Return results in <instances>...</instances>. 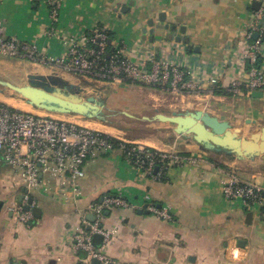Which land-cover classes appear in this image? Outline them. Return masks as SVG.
<instances>
[{"label": "crops", "instance_id": "0c3cea01", "mask_svg": "<svg viewBox=\"0 0 264 264\" xmlns=\"http://www.w3.org/2000/svg\"><path fill=\"white\" fill-rule=\"evenodd\" d=\"M48 2L0 0L4 36L34 45L44 55L56 58L67 44L50 37L51 29L71 34L104 29L112 46L116 42L125 45L131 60L153 56L154 63L173 62L186 73L187 80L202 87L173 93L164 86L122 81L98 83L94 88L111 96L134 93L141 108L149 100L154 114L207 112L228 122L232 129L239 128L241 138L254 128L264 127V88L237 96L230 92L234 81L248 76V65L241 61L246 52L243 33L256 11L253 4L260 8L264 0H58L56 25L50 20ZM161 14H165L163 21ZM2 61L30 65L35 70L30 75H54L79 85L84 97L94 91L82 86L90 81L60 69L37 66L23 58L0 56ZM258 64L264 71V42ZM147 66L150 68L151 63ZM212 74L219 78L217 88L208 83ZM58 118L91 128L85 121H77L78 116ZM140 144L158 152L195 156L200 161L170 168L165 180L158 182L141 177L119 152L96 153L84 165L80 196L56 191L46 194L39 188L29 193L28 200L40 210L39 218L30 212L29 225L17 221L13 212L25 200L26 190L5 165L0 166V264H92L84 251L74 249V237L80 231L89 232L95 222L90 206L118 195L132 207L104 213L101 227L109 237L101 247L108 264H264L261 209L247 211L239 202L226 200L221 190L226 175L234 172L264 191V155L240 159L222 151H206L191 137L176 135L173 126L155 141ZM146 195L172 220L164 221L146 211Z\"/></svg>", "mask_w": 264, "mask_h": 264}, {"label": "built area", "instance_id": "2783aa9c", "mask_svg": "<svg viewBox=\"0 0 264 264\" xmlns=\"http://www.w3.org/2000/svg\"><path fill=\"white\" fill-rule=\"evenodd\" d=\"M48 6L50 20L56 25L60 3L58 0H49ZM263 7L253 12L252 22L243 33L246 52L241 61L248 65V76L245 80L231 84L230 92L234 96L241 95L243 91L248 93L264 88V71L258 64L264 42ZM48 35L65 41L67 48L62 55L56 58L47 56L34 45L28 46L16 38H6L0 23V56L23 58L32 64L60 69L96 83L129 81L132 85L164 86L173 93L202 87L193 80H187L186 73L173 62L154 63L153 56L139 61L131 60L125 45L116 42L112 46L104 29L95 28L89 32L71 34L66 31L60 33L53 28ZM148 63H151L150 68ZM208 83L217 88L218 76L212 74ZM112 140L119 142L117 148ZM115 152H119L141 177L158 182L165 180L170 168L195 165L200 161L195 156L176 151L158 152L140 143L114 138L50 114H33L0 103V166L5 165L26 190L23 203L13 209L20 223L29 225L32 219L31 213L23 210L32 190L39 188L46 194L52 191L64 194L71 192L78 197L81 195L79 181L85 176L86 161L96 153ZM221 190L226 200L239 202L247 211L259 207L264 215V191L256 184L244 182L234 172H229ZM129 207H132L131 203L122 195L106 197L100 204L90 206L95 222L90 225L89 232L80 231L74 237V249L84 251L90 260L108 264L102 254V247L94 246L93 237L101 235L105 243L109 233L101 227L104 213ZM144 209L164 221L172 220L168 212L150 201L147 195Z\"/></svg>", "mask_w": 264, "mask_h": 264}, {"label": "water", "instance_id": "95a60500", "mask_svg": "<svg viewBox=\"0 0 264 264\" xmlns=\"http://www.w3.org/2000/svg\"><path fill=\"white\" fill-rule=\"evenodd\" d=\"M258 7V3L253 4L256 10L259 9ZM160 17L163 21L165 14H161ZM148 24L152 26V21ZM0 87L19 95L21 100L33 109L56 115H74L109 125L104 115L105 102L97 94L100 89H94L93 95L84 97L82 96L84 90L79 85H74L54 75H28L27 84L23 86L0 79ZM2 92L0 89V93ZM122 114L128 118H134L128 113L123 112ZM140 120L147 123L170 124L176 135L191 137L206 151H222L240 159H254L264 155V127L254 128L246 138H241L239 128L232 129L228 122L219 121L203 111L172 113L170 116L157 112L151 117L143 116ZM23 210L32 212L36 218L40 217V210L33 207L31 199L23 206ZM90 216L94 221V217ZM103 240L101 235H94V246L100 248ZM92 264L100 263L93 259Z\"/></svg>", "mask_w": 264, "mask_h": 264}, {"label": "rangeland", "instance_id": "374dc122", "mask_svg": "<svg viewBox=\"0 0 264 264\" xmlns=\"http://www.w3.org/2000/svg\"><path fill=\"white\" fill-rule=\"evenodd\" d=\"M32 64V63H31ZM38 66V65H37ZM35 71L30 65L18 64L15 65L13 63H8L6 61L0 62V79L8 81L17 86H23L27 84V79L25 75H30ZM30 73V74H29ZM88 83L90 80L84 79ZM99 84L93 81H90V84L82 85L84 88H94V86H98ZM2 93H0V103L7 105L11 108L31 112L39 115L50 114L54 117H60L61 115L51 114L44 111L34 110L33 108L27 106L26 102H21V97L14 92H11L7 89L1 88ZM102 92V95L101 93ZM89 94V93H88ZM94 93L90 92V95ZM101 99L104 100L106 110L104 111V115L109 122V125H104L103 123L96 120H87L83 118H77V121H85L87 126L91 127V129L98 131H103L105 134L120 139L133 140L137 143H151L162 137L166 132L170 130L172 126H161L157 122L147 123L141 121L140 118L143 116L151 117L154 113L150 110L149 100H146L148 103L144 108H141L139 103L140 99L135 98L134 93L126 92L123 96L120 94L114 93L107 94L103 91V89L98 90L97 93ZM136 94V93H135ZM133 97V99L129 98ZM12 103L20 104L19 107L12 106ZM128 113L132 115L134 118H128L124 116L122 113ZM76 120V119H75ZM89 122V124H88ZM111 129V130H110ZM109 130V131H108ZM114 131V132H113Z\"/></svg>", "mask_w": 264, "mask_h": 264}, {"label": "trees", "instance_id": "16d2710c", "mask_svg": "<svg viewBox=\"0 0 264 264\" xmlns=\"http://www.w3.org/2000/svg\"><path fill=\"white\" fill-rule=\"evenodd\" d=\"M108 36H110V34H108ZM110 38V37H109ZM111 49V48H110ZM125 82H127V83H129V84H131V82H129V81H125ZM152 87V86H151ZM113 141V145L115 146V148H117L118 147V145H119V142L118 141H116V140H112ZM153 150V149H152ZM154 152V151H153Z\"/></svg>", "mask_w": 264, "mask_h": 264}, {"label": "bare ground", "instance_id": "6f19581e", "mask_svg": "<svg viewBox=\"0 0 264 264\" xmlns=\"http://www.w3.org/2000/svg\"><path fill=\"white\" fill-rule=\"evenodd\" d=\"M13 105L12 106H15V107H19L20 104L18 105L17 103H12ZM111 130V129H110ZM109 131V130H108ZM114 132V131H113Z\"/></svg>", "mask_w": 264, "mask_h": 264}]
</instances>
